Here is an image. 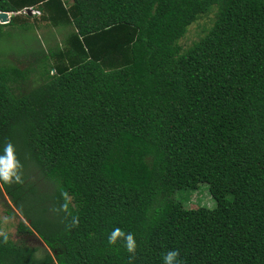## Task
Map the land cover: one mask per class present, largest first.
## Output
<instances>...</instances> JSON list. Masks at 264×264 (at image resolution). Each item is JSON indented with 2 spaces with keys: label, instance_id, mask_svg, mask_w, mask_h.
<instances>
[{
  "label": "trees",
  "instance_id": "obj_1",
  "mask_svg": "<svg viewBox=\"0 0 264 264\" xmlns=\"http://www.w3.org/2000/svg\"><path fill=\"white\" fill-rule=\"evenodd\" d=\"M31 7L40 15L20 13ZM0 11L13 14L0 41L37 23L61 35L22 49L23 68L0 50V154L11 141L25 179L0 182V196L20 234L56 252L0 239V264H129L123 241L108 244L116 227L135 236L134 264L170 250L185 264H264V0H0ZM203 183L219 187L214 209L172 198ZM61 190L76 228L51 211Z\"/></svg>",
  "mask_w": 264,
  "mask_h": 264
},
{
  "label": "rangeland",
  "instance_id": "obj_2",
  "mask_svg": "<svg viewBox=\"0 0 264 264\" xmlns=\"http://www.w3.org/2000/svg\"><path fill=\"white\" fill-rule=\"evenodd\" d=\"M214 19L215 13L213 12L209 16L202 17L191 25L185 37L180 41L183 48L186 50L191 47L194 42L198 41L205 34L206 30L213 25ZM30 22L33 23L32 20ZM3 30L4 36L8 35L7 37L9 38L6 37L7 39L0 41V50H9L7 55L8 60L20 68L29 65L25 55L20 53L28 44L36 41V37H39L41 41H45L46 38L52 39V43L61 39V35L55 33L53 29L47 27V24L44 23H37L35 29L29 32H24L19 25L4 27ZM41 184H44L42 180ZM218 193L219 187H217V185L203 183L196 191H177L172 198L183 203L187 208L198 209L204 207L214 209L216 207V201L213 197ZM6 205L11 206L10 208L14 211L13 215L7 213L8 210H11ZM4 216H14L15 220L5 225L2 222ZM21 220L22 218L9 202L8 197L5 195L4 197L0 196V228L8 233L9 238L17 244L36 248L39 255H44L46 252H49L52 256H55L56 252L49 249L36 234L23 235L18 232V224Z\"/></svg>",
  "mask_w": 264,
  "mask_h": 264
},
{
  "label": "clouds",
  "instance_id": "obj_3",
  "mask_svg": "<svg viewBox=\"0 0 264 264\" xmlns=\"http://www.w3.org/2000/svg\"><path fill=\"white\" fill-rule=\"evenodd\" d=\"M0 182L9 186H12L13 184L23 185L25 183L24 167L16 154V148L11 141H7L5 143L2 154H0ZM61 196L64 202L60 205V207L52 208L51 211L55 214L64 212L71 217L70 223L67 226L69 229L78 227L79 216L73 215L70 211L72 197L65 190H61ZM14 220V216H4L2 218V222L5 225L13 222ZM0 239H2L5 244H7L9 240L8 233L2 228H0ZM120 241H123L126 251L130 254L129 264H134L138 247L134 234L131 232L126 233L121 228L116 227L108 236V244L110 246H114ZM179 257V251L170 250L163 255L162 264H185V262L180 260Z\"/></svg>",
  "mask_w": 264,
  "mask_h": 264
},
{
  "label": "built area",
  "instance_id": "obj_4",
  "mask_svg": "<svg viewBox=\"0 0 264 264\" xmlns=\"http://www.w3.org/2000/svg\"><path fill=\"white\" fill-rule=\"evenodd\" d=\"M29 11L31 13H29ZM2 13H6L8 18H7V21H2V19L0 18V24H6V23H8L10 21V19H11L13 14L12 13H8V12L0 11V14H2ZM20 13L21 14H25V15H30V16H32V15H40V12L38 10H35L32 7L31 8H26L23 11H21Z\"/></svg>",
  "mask_w": 264,
  "mask_h": 264
},
{
  "label": "water",
  "instance_id": "obj_5",
  "mask_svg": "<svg viewBox=\"0 0 264 264\" xmlns=\"http://www.w3.org/2000/svg\"><path fill=\"white\" fill-rule=\"evenodd\" d=\"M29 13H31V12L29 11ZM0 18L2 19V21H7L8 16L6 13H2V14H0Z\"/></svg>",
  "mask_w": 264,
  "mask_h": 264
}]
</instances>
